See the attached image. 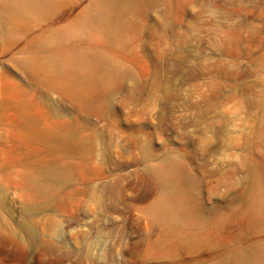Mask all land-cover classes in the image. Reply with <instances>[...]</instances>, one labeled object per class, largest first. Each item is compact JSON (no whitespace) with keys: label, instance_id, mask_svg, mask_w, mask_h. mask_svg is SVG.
I'll return each mask as SVG.
<instances>
[{"label":"rangeland","instance_id":"374dc122","mask_svg":"<svg viewBox=\"0 0 264 264\" xmlns=\"http://www.w3.org/2000/svg\"><path fill=\"white\" fill-rule=\"evenodd\" d=\"M54 1L0 0V264H264V0ZM51 52L117 74L79 99Z\"/></svg>","mask_w":264,"mask_h":264},{"label":"bare ground","instance_id":"6f19581e","mask_svg":"<svg viewBox=\"0 0 264 264\" xmlns=\"http://www.w3.org/2000/svg\"><path fill=\"white\" fill-rule=\"evenodd\" d=\"M1 5L7 22L14 29H20L28 22L30 12L33 11L38 16H42L52 11L56 2L54 0H1ZM103 23L104 26L111 27L108 21L103 20ZM76 58L75 52H51L42 57L30 56L24 59L23 63L44 82L69 95L75 93L79 99L89 98L99 93L117 74V64L102 53H93L86 63ZM82 68H86L84 72L79 71ZM172 165L177 167L176 162ZM154 174L171 186L180 184L179 177L174 174L172 168H156ZM169 216L171 218L167 217V220L169 222L174 220L170 226L172 231H175L176 227L182 223L181 216L178 213ZM261 217L260 225H264V212H261Z\"/></svg>","mask_w":264,"mask_h":264}]
</instances>
